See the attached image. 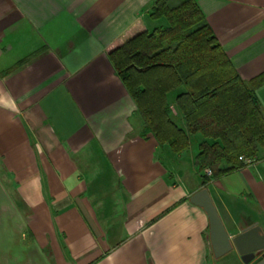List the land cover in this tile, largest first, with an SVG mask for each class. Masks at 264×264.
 <instances>
[{"label":"crops","instance_id":"obj_1","mask_svg":"<svg viewBox=\"0 0 264 264\" xmlns=\"http://www.w3.org/2000/svg\"><path fill=\"white\" fill-rule=\"evenodd\" d=\"M157 0H0V264H244L215 258L205 189L229 239L264 236V151L201 176V144L173 154L144 122L108 54L141 33ZM175 6L183 0H165ZM239 76L264 78V0H194ZM170 118L185 130L176 98ZM264 110V84L256 90ZM264 252V251H263Z\"/></svg>","mask_w":264,"mask_h":264},{"label":"trees","instance_id":"obj_2","mask_svg":"<svg viewBox=\"0 0 264 264\" xmlns=\"http://www.w3.org/2000/svg\"><path fill=\"white\" fill-rule=\"evenodd\" d=\"M152 20L168 26L141 33L108 54L116 75L133 100L159 146L180 155L190 148V137L218 141L201 144L195 164L219 178L244 167V160L264 151V110L256 90L264 78L243 80L194 0L169 6L157 0ZM183 89L175 102L185 130L170 118L167 95ZM209 179L201 176V185Z\"/></svg>","mask_w":264,"mask_h":264},{"label":"water","instance_id":"obj_3","mask_svg":"<svg viewBox=\"0 0 264 264\" xmlns=\"http://www.w3.org/2000/svg\"><path fill=\"white\" fill-rule=\"evenodd\" d=\"M190 202L201 207L207 215L215 258L222 257L234 247L244 264H264V236L259 228L249 227L230 240L205 189L193 195Z\"/></svg>","mask_w":264,"mask_h":264},{"label":"built area","instance_id":"obj_4","mask_svg":"<svg viewBox=\"0 0 264 264\" xmlns=\"http://www.w3.org/2000/svg\"><path fill=\"white\" fill-rule=\"evenodd\" d=\"M205 176L206 177H211L212 176V173L209 170H206L205 171Z\"/></svg>","mask_w":264,"mask_h":264},{"label":"rangeland","instance_id":"obj_5","mask_svg":"<svg viewBox=\"0 0 264 264\" xmlns=\"http://www.w3.org/2000/svg\"><path fill=\"white\" fill-rule=\"evenodd\" d=\"M137 36V35H136ZM130 40V39H129ZM121 47V46H120Z\"/></svg>","mask_w":264,"mask_h":264}]
</instances>
